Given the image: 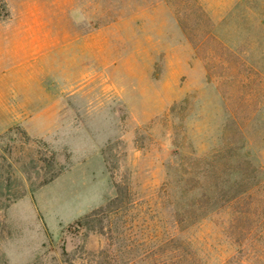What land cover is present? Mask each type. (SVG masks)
Listing matches in <instances>:
<instances>
[{
	"label": "rangeland",
	"instance_id": "rangeland-1",
	"mask_svg": "<svg viewBox=\"0 0 264 264\" xmlns=\"http://www.w3.org/2000/svg\"><path fill=\"white\" fill-rule=\"evenodd\" d=\"M0 36V264H264V0H0Z\"/></svg>",
	"mask_w": 264,
	"mask_h": 264
},
{
	"label": "trees",
	"instance_id": "trees-1",
	"mask_svg": "<svg viewBox=\"0 0 264 264\" xmlns=\"http://www.w3.org/2000/svg\"><path fill=\"white\" fill-rule=\"evenodd\" d=\"M86 219H87V217H86ZM82 223H83V221H80V222H78L77 224H78V225H82ZM232 230H233V235H237L238 227H237V225H236L235 222L232 223ZM262 236H263V238H264V232H263ZM235 243H236V242H235ZM263 246H264V244H263ZM260 256H261L262 259H264V254H261ZM200 262H201V261H200ZM201 264H202V262H201Z\"/></svg>",
	"mask_w": 264,
	"mask_h": 264
},
{
	"label": "crops",
	"instance_id": "crops-1",
	"mask_svg": "<svg viewBox=\"0 0 264 264\" xmlns=\"http://www.w3.org/2000/svg\"><path fill=\"white\" fill-rule=\"evenodd\" d=\"M1 40H2V39H1V36H0V42H1ZM1 48H2V47H1V45H0V51H1Z\"/></svg>",
	"mask_w": 264,
	"mask_h": 264
}]
</instances>
